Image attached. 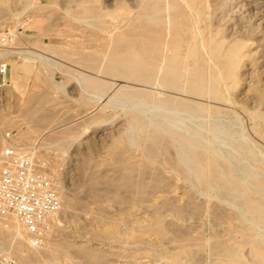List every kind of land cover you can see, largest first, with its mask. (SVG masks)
Returning <instances> with one entry per match:
<instances>
[{"label": "rangeland", "instance_id": "1", "mask_svg": "<svg viewBox=\"0 0 264 264\" xmlns=\"http://www.w3.org/2000/svg\"><path fill=\"white\" fill-rule=\"evenodd\" d=\"M152 1L0 0V39L9 40L4 46L9 53L0 46V61L10 64L0 100V151L7 144L30 148L38 166L61 185L62 195L59 218L39 248L31 246L30 238L13 240L7 231L12 218L0 216V253L13 254L19 264H226L238 247L254 246V235L264 246V105L247 95L255 94L247 90L248 83L258 77L257 54L250 50L264 46V27L248 14L247 0H211V12L198 4L202 13L183 0H175L180 10L160 0L157 8L164 15L145 19L141 12ZM234 40L247 44L235 45L242 55L226 66L230 55L224 50ZM218 45L223 54L212 51ZM18 50L25 51L21 59L12 53ZM134 100L179 106L185 115L189 109L202 117L195 121L200 125L188 122L205 140L213 138L216 123H225L236 136L223 153H218L220 144L214 152L186 145L193 149V165L198 163L187 169L175 135L147 126L137 115L141 111L132 107Z\"/></svg>", "mask_w": 264, "mask_h": 264}, {"label": "bare ground", "instance_id": "2", "mask_svg": "<svg viewBox=\"0 0 264 264\" xmlns=\"http://www.w3.org/2000/svg\"><path fill=\"white\" fill-rule=\"evenodd\" d=\"M116 1V0H115ZM142 1V0H141ZM144 1V0H143ZM211 0H183V2L187 5H194V9H196V10H198V12H201V10L200 9H198V8H196L197 6H198V4H200V5H202V6H209L210 7V4H211V2H210ZM242 1H244V0H233V2H237V3H241ZM246 1V0H245ZM31 2V1H30ZM160 2V0H153L151 3H150V5H148V6H146V7H143V12H141L142 13V16L143 17H145V19L146 18H149V19H156V18H160V16H161V14H163L164 15V13H161L160 12V10H161V6L159 5L158 6V8H157V5H158V3ZM167 2V1H166ZM165 2V3H166ZM216 2V1H215ZM214 2V3H215ZM223 2V1H222ZM232 2V1H231ZM230 2V3H231ZM136 3V2H135ZM244 3V5L246 4L245 2H243ZM247 3L250 5V11L248 12V14L249 15H253L257 20H258V22H257V24H258V27H264V0H247ZM217 4V3H216ZM215 4V5H216ZM135 5V4H134ZM170 5H171V7H173V8H175V10H177V9H179L180 10V6L179 5H177L176 4V2H175V0L172 2V3H170V1L168 0V7H170ZM220 5V4H219ZM230 5H232V4H230ZM237 5V4H236ZM85 6V5H84ZM139 6V5H138ZM137 6V7H138ZM189 7V6H188ZM187 7V8H188ZM214 6H212V8H213ZM219 7V6H218ZM88 8V7H87ZM136 8V7H135ZM217 8V7H216ZM216 8H215V10H216ZM116 9V8H115ZM120 9V8H119ZM124 9V8H123ZM141 9V8H140ZM153 9V10H152ZM155 9V10H154ZM219 9V8H218ZM131 10H133V9H131ZM137 10V9H136ZM190 10H191V8H190ZM200 10V11H199ZM209 10H210V12H211V7L209 8ZM213 10V9H212ZM214 10V11H215ZM116 11V10H115ZM124 11V10H123ZM134 11V10H133ZM247 11V10H246ZM255 11V12H254ZM117 12V11H116ZM121 12V11H120ZM120 12H118V13H120ZM125 12H127L128 13V10L126 11L125 10ZM140 12V11H139ZM188 12V11H187ZM191 12V11H190ZM254 12V13H253ZM124 13V12H123ZM122 13V14H123ZM131 13H134V12H131ZM130 13V14H131ZM192 13V12H191ZM202 13V12H201ZM94 14V13H93ZM176 14V13H175ZM210 14V13H209ZM244 14V13H243ZM84 15V14H83ZM112 15V14H111ZM111 15H109V16H111ZM116 15V14H115ZM177 15V14H176ZM180 15V14H179ZM85 16V15H84ZM113 17H114V15H112ZM111 16V18H113ZM126 16V15H125ZM136 16V15H135ZM211 16V15H210ZM244 16V15H243ZM89 17V16H88ZM95 17V16H94ZM116 17V16H115ZM114 17V20L116 19ZM118 17V16H117ZM30 18V17H29ZM131 18H132V15H131ZM130 18V19H131ZM133 18H134V14H133ZM178 18V17H177ZM248 18V17H247ZM28 19V18H27ZM84 19V18H83ZM95 19V18H94ZM94 19H92V20H94ZM96 19H97V17H96ZM103 19V18H102ZM144 19V20H145ZM80 20V19H79ZM88 20H90V18H88ZM113 20V19H112ZM125 20V19H124ZM210 20V19H209ZM255 20V19H254ZM27 21V20H26ZM32 21V20H31ZM30 21V22H31ZM96 21V20H95ZM126 21H128L127 19H126ZM121 22V21H120ZM120 22H118V23H120ZM125 21H123V23H124ZM168 22V21H167ZM204 22V21H203ZM107 23V22H106ZM116 23V22H115ZM166 23V22H165ZM208 23V22H207ZM216 23V22H215ZM111 24V23H110ZM171 24V23H170ZM106 25H109V22L106 24ZM128 25V24H127ZM202 25V24H201ZM205 25V24H204ZM210 25V24H209ZM110 26V25H109ZM117 26V25H116ZM115 26V27H116ZM119 26V25H118ZM117 26V27H118ZM142 26H144V25H142ZM193 26V25H192ZM206 26V25H205ZM211 26V25H210ZM209 26V27H210ZM190 27V26H189ZM211 28H212V26H211ZM11 29V28H10ZM117 29V28H116ZM167 29V28H166ZM108 30V29H107ZM113 30V29H112ZM192 30V29H191ZM110 31V30H109ZM127 31V30H126ZM210 31H212V29L211 30H209V32L208 33H210ZM113 32V31H112ZM199 32V31H198ZM239 32V31H238ZM246 32V31H245ZM3 33V32H2ZM168 33V32H167ZM211 33H213V32H211ZM111 34V33H110ZM121 34V33H120ZM203 34V33H202ZM198 35V34H197ZM110 36V35H109ZM188 36V35H187ZM118 37H119V34H118ZM230 37V36H229ZM192 38V37H191ZM195 38V37H194ZM210 38V37H209ZM239 38V37H238ZM258 38V37H257ZM197 39V38H196ZM218 39V38H217ZM231 39V38H230ZM240 39V38H239ZM245 39V38H244ZM243 39V40H244ZM220 40V39H219ZM242 40V39H241ZM241 40H234L233 41V43H231L229 46H227V48H225V50H224V48L222 47V46H220V45H218V46H216V47H213L214 48V50H212V51H214V52H216V53H221L222 52V54H223V52L225 51V54L227 55H230V57H229V59L228 60H225L226 62L224 63V65H226V66H231V65H233L235 62H236V60H238V59H240V57H241V51H240V48L238 47H235V45L238 43V42H243L244 43V41H241ZM249 40V39H248ZM261 40V39H260ZM259 40V41H260ZM199 41V40H198ZM209 41H210V39H209ZM257 41V40H256ZM255 41V42H256ZM137 42V41H136ZM223 42V41H222ZM258 42V41H257ZM261 42H264V38L261 40ZM15 43V42H14ZM117 44V43H116ZM201 44H202V40H201ZM222 44V43H221ZM244 44H247L246 43V41H245V43ZM213 45V44H212ZM113 46V45H112ZM197 46V45H196ZM249 46V45H248ZM253 46H255V45H253ZM12 47V46H11ZM20 47V46H19ZM252 47V46H251ZM21 48H22V46H21ZM24 48V47H23ZM202 48V47H201ZM209 48V47H208ZM192 50V49H191ZM224 50V51H223ZM248 50H249V48H248ZM0 51H3V50H0ZM240 51V52H239ZM250 51H252L253 52V54H257V58H256V64H257V74H258V77H254V78H257L256 79V81H254L253 82V80L251 81V82H249L248 83V91H250V90H253L254 92H255V94H252V93H250V94H248L247 93V95H248V98H249V100H252L253 102L254 101H258L259 103H258V105H260V103L261 102H263V105H264V46L263 45H257V46H255V47H253V49L252 50H250ZM249 51V52H250ZM5 53L6 52H8L9 53V50H5L4 51ZM13 54H15V57L16 58H23L22 57V55H24L25 54V51H23V50H18V51H13L12 52ZM26 53H27V51H26ZM108 53V52H107ZM136 53V52H135ZM28 54V53H27ZM138 54H139V52H138ZM99 55L101 56L102 54H100L99 53ZM196 55V54H195ZM198 55V54H197ZM207 55H208V53H207ZM249 55V54H248ZM251 55V54H250ZM11 56V55H10ZM41 56V55H40ZM99 56V57H100ZM132 56V55H131ZM200 56V55H199ZM256 56V55H255ZM43 57V56H42ZM134 57V56H133ZM150 57V56H149ZM198 57V56H197ZM209 57V56H208ZM249 56H247V58H248ZM252 57V56H251ZM20 58V59H21ZM102 58H103V56H102ZM106 58V57H105ZM135 58V57H134ZM139 58V57H138ZM137 58V59H138ZM219 58H220V55H219ZM198 59V58H197ZM252 59H254V57H252ZM2 60V59H1ZM102 60H104L105 61V59H102ZM141 59H139V61H140ZM148 60V59H147ZM150 60V59H149ZM148 60V61H149ZM159 60V59H158ZM200 60V59H199ZM210 60V59H209ZM208 60V61H209ZM129 61V60H128ZM139 61L137 62L136 60H134L133 62H137V63H139ZM157 61V60H156ZM27 62V61H26ZM103 62V61H102ZM141 62V61H140ZM146 62V61H145ZM122 63V62H121ZM142 63V62H141ZM22 64V63H21ZM28 64V66H29V63H27ZM132 64V63H131ZM215 64V63H214ZM117 65V64H116ZM120 66H121V64H119ZM126 65V64H125ZM134 65V64H133ZM132 65V67H134ZM140 65V64H139ZM147 65V64H146ZM150 65V64H149ZM155 65V64H154ZM213 65V64H212ZM122 66H124V65H122ZM127 66V65H126ZM130 66V65H129ZM140 66H143V65H140ZM139 66V67H140ZM151 66V65H150ZM208 66H210V65H208ZM207 66V67H208ZM236 66H237V64H236ZM9 67H10V64H9V62H8V69H9ZM114 67V66H113ZM118 67V66H117ZM128 67V66H127ZM127 67H125V70H127L126 68ZM136 67H137V64H136ZM200 67H203V66H200ZM206 67V68H207ZM147 68V67H146ZM171 68V67H170ZM205 68V67H204ZM203 68V69H204ZM205 68V69H206ZM212 68H215L214 66L212 67ZM19 69V68H18ZM26 69V68H25ZM159 69H161L160 67H159ZM158 69V70H159ZM124 70V69H123ZM157 70V69H156ZM115 71H117V70H115ZM121 71V70H120ZM151 71V70H150ZM179 70L178 69H176V72H178ZM208 71V70H207ZM214 71H215V69H214ZM236 71H238V69H236ZM157 72V71H156ZM172 72H175V70L173 71V69H172ZM175 72V73H176ZM181 72V71H180ZM150 72H148V74H149ZM152 73H153V71H152ZM166 73H168V72H166ZM175 73H174V75H175ZM183 73V72H182ZM131 74V73H130ZM134 75L133 76H135V73H133ZM177 75H179L178 73H176ZM197 74V73H196ZM129 75V74H128ZM132 75V74H131ZM182 75H184V73L182 74ZM187 75L189 76H191V72H190V74H189V72H188V74H186V77H187ZM192 75H193V73H192ZM234 75H235V73H234ZM236 75H237V73H236ZM173 76V75H172ZM231 76V75H230ZM229 76V77H230ZM245 76H247V75H245ZM251 76V75H250ZM137 77V76H136ZM139 77H141L140 76V73H139ZM138 77V78H139ZM143 77V76H142ZM141 77V78H142ZM195 76H192V78H194ZM200 77V76H199ZM217 77H219V75L217 76ZM221 77V76H220ZM21 78V77H20ZM144 78V77H143ZM177 78V77H176ZM188 78V80L193 84V82L195 81L196 82V80H193V82L190 80V78L189 77H187ZM201 78V77H200ZM179 79V78H178ZM186 79V78H185ZM184 79V81H186ZM204 78H203V76H202V78H201V80H203ZM219 79V78H218ZM144 80V79H143ZM147 80H149L148 78H147ZM153 80V79H152ZM205 80V79H204ZM209 80V79H208ZM245 80V79H244ZM199 81V80H198ZM206 81V80H205ZM204 81V82H205ZM249 81V80H248ZM247 81V82H248ZM11 82V81H10ZM14 82L15 83H17L15 80H14ZM135 82V81H134ZM151 82V81H150ZM173 82L174 83H176V81H174L173 80ZM177 82H179V81H177ZM182 82V81H181ZM224 82V81H223ZM14 83V84H15ZM163 83H165V82H162V84ZM168 83V82H167ZM190 83V84H191ZM202 83V82H201ZM150 84V83H149ZM156 84V83H155ZM155 84H153V86H155V88H156V85ZM169 84H171V82L169 83ZM169 84H168V86H169ZM173 84V83H172ZM188 84V82L186 83V85ZM191 84V85H192ZM195 84V85H194ZM193 85L194 86H197V84L196 83H194ZM206 84V83H205ZM223 84V83H222ZM17 85V84H16ZM148 85V84H147ZM150 85H152V84H150ZM159 85V84H158ZM167 84H165V86H166ZM182 85V84H181ZM192 85V86H193ZM202 85V84H201ZM149 86V85H148ZM152 86V87H153ZM164 86V85H163ZM174 86H176L177 87V85H174ZM178 86H180V85H178ZM204 86V85H203ZM206 86V85H205ZM212 86H214V85H212V84H210V88H212ZM133 87V86H132ZM158 87V86H157ZM183 87H184V84H183ZM186 87V86H185ZM207 87H209V86H207ZM206 87V88H207ZM149 88H151V86L149 87ZM160 88V87H159ZM171 88H173V85L171 86ZM181 88V87H180ZM189 88V87H188ZM196 88V87H195ZM194 88V89H195ZM198 88V87H197ZM196 88V89H197ZM206 88H204V89H206ZM216 88V87H215ZM214 87L212 88V89H215ZM142 89V88H141ZM174 89H176V88H174ZM178 89H179V87H178ZM199 89H201L200 87H199ZM204 89H203V87H202V91H204ZM207 89H209V88H207ZM217 89V88H216ZM215 89V90H216ZM139 90V89H138ZM151 90H152V88H151ZM180 90V89H179ZM184 90V89H183ZM215 90H213L212 91V94H213V92L214 93H216L215 92ZM224 90V89H223ZM142 91V90H141ZM145 91V90H144ZM188 91H190V90H188ZM207 91V90H206ZM149 92V91H148ZM153 92V90L151 91V93ZM199 92V91H198ZM219 92V91H218ZM253 92V93H254ZM200 93H202V92H200ZM205 93V92H204ZM208 93H209V90H208ZM223 93V92H222ZM160 94V93H159ZM158 94V95H159ZM175 94V93H174ZM180 94V93H179ZM207 94V93H206ZM217 94V93H216ZM220 94V93H219ZM140 95V94H139ZM149 95V94H148ZM152 95H153V93H152ZM155 95V94H154ZM156 95H157V93H156ZM157 95V96H158ZM162 95V94H161ZM165 95V94H164ZM177 95H178V93H177ZM185 95H187V94H185ZM203 95V94H202ZM221 95V94H220ZM224 95V94H223ZM135 96V95H134ZM150 96H151V94H150ZM178 96H180V95H178ZM210 96V95H209ZM228 96V95H227ZM176 97V96H175ZM195 97V96H194ZM247 97V96H246ZM159 98H160V96H159ZM162 98V97H161ZM182 98V97H181ZM184 98V97H183ZM247 98V99H248ZM136 99V98H135ZM138 99V98H137ZM141 99V98H140ZM143 99V98H142ZM145 99H147V98H145ZM156 99H158V98H155V100ZM169 99V98H168ZM175 99V98H174ZM179 98H177V100H178ZM185 99H187V98H185ZM188 99H190V98H188ZM195 99V98H194ZM228 99V98H227ZM150 100V99H149ZM153 100V99H152ZM166 100V99H165ZM172 100V99H171ZM225 100H226V97H225ZM147 101V100H146ZM161 101H164V100H161ZM194 101V100H193ZM198 101H200V100H197V101H195V102H198ZM205 101V100H204ZM153 102V101H152ZM177 102V101H176ZM182 102V101H181ZM180 102V103H181ZM222 102V101H221ZM178 103V102H177ZM182 103H184V102H182ZM257 103V102H256ZM171 104V103H170ZM179 104V103H178ZM197 104V103H196ZM198 104H199V102H198ZM203 105V102L201 101L200 102V105ZM215 104V103H214ZM199 105V106H200ZM219 105V104H218ZM257 104H255V106H256ZM262 105V104H261ZM260 105V106H261ZM177 106V105H176ZM185 106V105H184ZM188 106H189V104H188ZM132 107H134L135 109H137V110H140L141 111V113H139V114H137L138 116H140L143 120H144V122L145 121H147V122H145L146 124L147 123H149V124H151V125H154L156 128H158V129H160V130H165V131H161V132H166L167 130H169V131H171L175 136H174V138L177 140V143H179V146H180V151H181V154H180V152H177L178 154H179V156L182 158V160L185 162H183L184 164H186V167H187V169H188V166L191 168V169H193L192 168V166H195V164H198V163H195L194 165H193V163L194 162H196V161H194V158H193V156H192V154H190L189 152H191V153H193L192 151H193V149H191L190 148V150H188V148H187V146L189 147V146H191V144H193V145H195V146H197V147H201V148H205L206 150H208V152H214L216 149H217V147H216V145L218 144H220L221 145V148H218L217 150L219 151H217L218 153H223L224 151H228L227 150V147H229L230 145H231V141H232V139H233V137H235L236 135H235V133H233L232 131L230 132V130H229V128L227 127V125L225 124V123H216L215 124V126H214V128H213V138L210 140V141H208L207 139L205 140V138H204V136H203V133H198V132H195L196 130L195 129H193V127H191L190 125H191V123H190V125H189V122L188 121H190V122H192V121H194V124L196 123L195 121H196V118H202V117H195V115L193 116V115H191V113L189 112V109L187 110L188 111V115H185L186 113V110H181L180 108H179V106H178V108H174V107H172V105H168L167 103H155V104H149V103H146L145 101H143V100H134L133 101V103H132ZM187 108V107H186ZM260 109V108H259ZM195 110H196V108H195ZM183 111H185V112H183ZM193 111V110H192ZM209 111V110H208ZM210 112V111H209ZM208 112V113H209ZM213 112V111H212ZM185 113V114H184ZM216 113V112H215ZM260 114H261V112H260ZM212 115V114H211ZM262 116V115H261ZM137 116H135V118H136ZM194 117V118H193ZM208 117H209V115H208ZM260 117V116H259ZM138 118V117H137ZM141 118H138V119H140L141 121H142V119ZM205 118V116L203 117V119ZM194 119V120H193ZM206 119V118H205ZM227 119H229V118H227ZM262 119V118H261ZM201 120V119H200ZM233 120V119H232ZM209 121V120H208ZM207 121V123H209ZM227 121V120H226ZM229 121V120H228ZM143 122V121H142ZM216 122V121H215ZM224 122V121H223ZM140 123V122H139ZM198 124H199V122H197ZM196 123V124H197ZM201 125H203V123H206V122H202V120H201ZM135 124V123H134ZM146 124H144L145 126H146ZM210 124V123H209ZM141 125V124H140ZM144 125H142V126H144ZM200 125V124H199ZM205 125V124H204ZM200 126V127H205V126ZM144 126V127H145ZM147 126H148V124H147ZM150 126V125H149ZM118 127V126H117ZM133 127V126H132ZM131 127V128H132ZM137 127V126H136ZM136 127H134V128H136ZM141 127V126H140ZM144 127H142V128H144ZM151 127V126H150ZM197 127V126H196ZM142 128H140V129H142ZM156 128H154V129H152V130H155ZM206 128V127H205ZM205 128H203V129H205ZM146 128H144V129H142V132H143V130H145ZM150 130H149V132L150 131H152L151 130V128H149ZM197 129V128H196ZM209 129V128H208ZM207 129V130H208ZM133 130V129H132ZM134 130H138V129H134ZM201 130V129H200ZM199 130V131H200ZM210 130V129H209ZM233 130H235V129H233ZM236 130H238V129H236ZM242 130V129H241ZM141 131V130H140ZM158 131V130H157ZM134 132V131H133ZM132 132V136H134V133ZM160 132V133H161ZM206 132V131H205ZM137 133H138V131H137ZM152 133H156L157 134V132L156 131H152ZM162 133V134H163ZM168 133V132H167ZM170 133V132H169ZM169 133H168V136H169ZM241 133V132H240ZM150 134V133H149ZM155 134V135H156ZM196 134V135H195ZM208 134H209V131H208ZM148 135V134H147ZM147 135H146V137H147ZM151 135V134H150ZM235 135V136H234ZM242 135H243V132H242ZM157 136V135H156ZM159 136H161V134L159 135ZM172 136V135H171ZM170 136V137H171ZM239 136H240V134H239ZM150 137V136H149ZM153 136H151V138H152ZM158 137V136H157ZM211 137V136H210ZM242 137V136H241ZM246 137L247 136H245V138H243V139H245L246 141H248L247 139H246ZM132 138V137H131ZM148 138V137H147ZM146 138V139H147ZM162 138H164V134L162 135ZM207 138H209V137H207ZM248 138V137H247ZM133 139V138H132ZM139 138H137V140H138ZM149 139V138H148ZM147 139V140H148ZM159 139V138H158ZM169 139H172V137L171 138H169ZM154 140H156V139H154ZM160 140V139H159ZM162 141H164L163 139H161ZM235 140V139H234ZM133 141V143H134V139L132 140ZM149 141H150V139H149ZM161 141V142H162ZM173 141V140H172ZM172 141L170 142V143H172ZM240 141H242L241 140V138H240ZM154 142V141H153ZM166 142H167V140H166ZM175 142V141H174ZM235 142V141H234ZM156 143V142H155ZM154 143V144H155ZM159 143V142H158ZM163 143H165V142H163ZM169 143V144H170ZM177 143H176V145H177ZM233 143V142H232ZM161 144V143H160ZM166 144V143H165ZM240 144V143H239ZM187 145V146H186ZM219 145V146H220ZM235 146V145H234ZM178 147V146H177ZM237 147V146H236ZM235 147V148H236ZM162 148V147H161ZM179 148V147H178ZM237 149V148H236ZM235 149V150H236ZM246 149V148H245ZM178 150V151H179ZM192 150V151H191ZM203 150V149H202ZM248 150H249V148H248ZM229 151H230V149H229ZM237 151V150H236ZM244 151H247V150H243V152ZM256 151V150H255ZM161 152H162V150H161ZM233 152V151H232ZM238 152H241L240 151V149H239V151ZM199 153V152H198ZM204 153V152H203ZM231 153V152H230ZM247 153V152H246ZM228 154V153H227ZM233 154V153H232ZM245 154V153H244ZM261 155H262V153H260ZM220 155V154H219ZM221 155H225V154H221ZM236 155V154H235ZM245 155H248V154H245ZM244 155V156H245ZM259 155V154H258ZM196 156V155H195ZM205 156V155H204ZM203 157V156H202ZM225 157H227L226 155H225ZM229 157H232V156H229ZM239 157V156H238ZM247 157V156H246ZM263 157V156H262ZM222 158V157H221ZM248 158V157H247ZM196 159V158H195ZM226 159H228V157L226 158ZM226 159H225V161H226ZM199 159L197 158V161H198ZM230 160V159H229ZM224 161V162H225ZM245 161V160H244ZM223 162V163H224ZM206 163H210L209 162V158H207L206 159ZM230 163V162H229ZM225 164H226V162H225ZM224 164V165H225ZM188 165V166H187ZM232 165H233V163H232ZM199 166H201V165H199ZM216 166V165H215ZM247 166H248V164H247ZM218 167V166H217ZM224 167V166H223ZM243 167V166H242ZM219 168V167H218ZM235 168V167H234ZM166 169V168H165ZM191 169H189L188 171H191ZM207 169V168H206ZM220 169V168H219ZM194 170V169H193ZM203 170V171H202ZM202 170L200 171V172H202V174H203V172H204V169L202 168ZM213 170V169H212ZM213 171H215V170H213ZM212 171V172H213ZM199 172V173H200ZM245 172V171H244ZM250 172V171H249ZM191 173L192 172H190V175H191ZM199 173H196V175H199ZM205 173H206V171H205ZM204 173V174H205ZM203 174V175H204ZM219 174V173H218ZM228 174V173H227ZM242 174V173H241ZM176 175V174H175ZM201 175V174H200ZM203 175H202V177H203ZM220 175V174H219ZM251 175V174H250ZM253 175V174H252ZM154 176V175H153ZM218 176V175H217ZM222 176V175H221ZM220 176V177H221ZM230 177H231V175H229ZM201 177V178H202ZM205 177H206V174H205ZM216 177V176H215ZM222 177H224V176H222ZM229 177V178H230ZM256 177V176H255ZM211 178V177H210ZM219 179V176L218 177H216V179ZM251 178V177H250ZM233 180H234V178H232ZM236 179V178H235ZM246 179V178H245ZM254 179V178H253ZM207 180V179H206ZM210 180V179H209ZM222 179H220V182H222V183H224V182H226V180L223 182V181H221ZM230 180V179H229ZM243 180V179H242ZM210 182H211V184H208V186L209 185H211V186H209L208 188H210V187H213L212 186V181L210 180ZM209 182V183H210ZM219 182V181H218ZM227 182H229V181H227ZM236 182L237 181H235V182H233V183H235L236 184ZM247 182V181H246ZM232 183V181L230 182V185H234V184H231ZM249 183V182H248ZM148 184V183H147ZM238 185V187H239V184H240V186H241V184L242 183H240V182H238L237 183ZM243 185V184H242ZM244 186V185H243ZM249 186V185H248ZM58 187H59V189H61V185H58ZM245 187V186H244ZM244 187H239V188H241L242 190L244 189ZM234 189V188H233ZM232 189V190H233ZM235 189H236V187H235ZM240 189V190H241ZM247 189V188H246ZM211 190H212V188H211ZM63 191V190H62ZM236 191V190H235ZM61 192V191H60ZM147 192H148V190H147ZM149 193V192H148ZM117 194V193H116ZM61 197H62V195H61ZM169 198V197H168ZM167 198V199H168ZM171 198V197H170ZM159 200V199H158ZM161 200V199H160ZM134 202H136V200H134ZM179 202V201H178ZM160 205V204H159ZM166 206V205H165ZM263 207V206H262ZM240 210V209H239ZM257 210V209H256ZM137 211V210H136ZM251 212V213H253V211H251L250 209L248 210V212ZM255 211V210H254ZM138 212V211H137ZM175 214V213H174ZM244 215H245V213H244ZM252 216H254L253 214H252ZM259 216V215H258ZM133 217V216H132ZM263 217V216H262ZM12 218V221L10 222H8L9 224H8V233H10L11 234V236H13V240H15V241H17V242H19V243H21V242H23V239H29V237H28V235H25V233L23 232V231H25V230H23L24 228H23V226L20 224V222L18 221V219H16L15 217H11ZM159 219V218H158ZM264 219V218H263ZM136 219H134V221H135ZM160 220V219H159ZM132 221V220H131ZM138 221H140V220H138ZM155 221V220H154ZM156 222H157V220H156ZM255 222V221H254ZM134 223V222H133ZM155 223V222H154ZM153 223V224H154ZM262 223H264V222H262ZM261 223V224H262ZM152 224V225H153ZM156 224V223H155ZM159 225H161L160 223H159ZM159 225L158 224H156V226H158L159 227ZM256 224H254V226H255ZM154 226V225H153ZM262 225H259V226H257L256 225V228H259V227H261ZM144 229V228H143ZM261 229V228H260ZM240 230V229H239ZM142 230H139V232H141ZM257 231V230H256ZM258 231H259V229H258ZM143 232V231H142ZM164 232V231H163ZM250 232V231H249ZM260 232H262L261 230L259 231V233ZM159 234H161V233H159ZM165 234V233H164ZM255 234H256V232H255ZM235 235V234H234ZM250 236H249V239H250V237L253 235L252 233L251 234H249ZM165 236V235H164ZM264 236V235H263ZM216 237V236H215ZM217 237H219L218 235H217ZM208 239V238H207ZM162 240V239H161ZM231 240V239H230ZM229 240V241H230ZM253 241L254 242V246L252 247V248H249V250L245 247V246H241V247H238V249H235L236 251H234V253H232V254H230V255H232L231 257H230V259H229V261L228 262H226V264H235V263H233L234 261H240V263L241 264H264V253L261 251V249H262V246H263V242H262V239L261 238H259L258 236H252L251 237V239H250V241ZM144 241V240H143ZM187 241V240H186ZM204 241V240H203ZM200 242V241H199ZM234 243H235V241H233ZM228 243V242H227ZM236 244H238V243H236ZM187 245H189V243L187 244ZM212 245V244H211ZM222 245V244H221ZM233 245H235V244H233ZM239 245V244H238ZM236 246V245H235ZM182 247V246H181ZM202 247V246H201ZM237 247V246H236ZM264 247V246H263ZM186 249H188V248H186ZM51 250V249H50ZM189 250V249H188ZM215 250V249H214ZM167 251V250H166ZM178 251H180V250H178ZM185 252H186V254L188 253L186 250H184ZM216 251V250H215ZM264 251V250H263ZM214 252V251H213ZM217 252V251H216ZM247 252V253H246ZM251 252L253 253V258L251 259V260H248L249 259V257H248V259H247V257H246V254H248L249 253V255L248 256H250V254H251ZM183 253V252H182ZM193 253V252H192ZM219 253V252H218ZM181 254V253H180ZM180 254H179V256H180ZM225 254V253H224ZM177 256H178V253H177ZM222 256V255H221ZM223 256H225V255H223ZM251 256H252V254H251ZM198 257V256H197ZM225 257H227V256H225ZM216 258V257H215ZM214 258V259H215ZM216 260V259H215Z\"/></svg>", "mask_w": 264, "mask_h": 264}, {"label": "built area", "instance_id": "3", "mask_svg": "<svg viewBox=\"0 0 264 264\" xmlns=\"http://www.w3.org/2000/svg\"><path fill=\"white\" fill-rule=\"evenodd\" d=\"M8 37L0 39L3 50ZM5 46V47H4ZM8 62L0 61V100L7 83ZM11 132L6 134L11 139ZM62 210V197L54 178L38 166L30 148L7 144L0 151V216L15 217L30 238L41 247L52 234ZM0 264H19L11 253H0Z\"/></svg>", "mask_w": 264, "mask_h": 264}]
</instances>
